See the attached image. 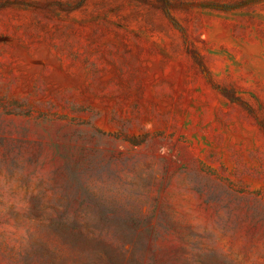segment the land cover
Here are the masks:
<instances>
[{
    "label": "rangeland",
    "instance_id": "obj_1",
    "mask_svg": "<svg viewBox=\"0 0 264 264\" xmlns=\"http://www.w3.org/2000/svg\"><path fill=\"white\" fill-rule=\"evenodd\" d=\"M0 264H264V0H0Z\"/></svg>",
    "mask_w": 264,
    "mask_h": 264
}]
</instances>
